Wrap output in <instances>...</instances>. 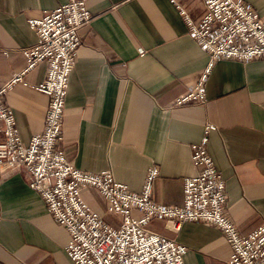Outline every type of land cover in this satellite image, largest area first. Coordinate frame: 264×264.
Masks as SVG:
<instances>
[{"label":"crops","instance_id":"crops-1","mask_svg":"<svg viewBox=\"0 0 264 264\" xmlns=\"http://www.w3.org/2000/svg\"><path fill=\"white\" fill-rule=\"evenodd\" d=\"M264 18V0H242ZM67 0H0V88L25 68L23 52L37 43L30 18ZM93 16L80 30L82 45L71 75L64 111L62 149L75 167L98 173L111 168L131 192L141 194L151 167L155 203L182 207L184 181L194 176L191 146L206 124L209 152L226 179V214L241 235L264 226V59L220 61L206 86L207 101L169 109L196 84L210 56L190 37L178 6L194 22L205 15L203 0H89ZM47 72L39 65L6 103L15 112L25 144L45 128L49 98L33 89ZM83 199L115 228L102 195ZM164 221L147 229L187 248L186 264H228L225 235L211 224L186 223L179 232ZM70 234L49 213L22 173L0 179V264H74L66 253Z\"/></svg>","mask_w":264,"mask_h":264},{"label":"built area","instance_id":"built-area-1","mask_svg":"<svg viewBox=\"0 0 264 264\" xmlns=\"http://www.w3.org/2000/svg\"><path fill=\"white\" fill-rule=\"evenodd\" d=\"M88 1L67 0L59 8L28 20L37 43L23 52L25 68L0 88V179L18 173L26 176L30 189L41 195L49 213L70 234L66 253L74 264H186L185 246L147 229L156 220L166 222V228L175 232L186 223L214 225L231 247L228 264H264V226L241 235L226 214V179L209 152L210 136L218 130L215 125L206 124L201 140L191 146L197 172L184 181L182 207L152 200L153 183L159 177L156 166L150 168L143 192L137 194L119 182L111 168L98 173L82 171L59 149L70 78L82 45L79 32L93 19ZM203 3L205 15L199 22L178 8L190 37L210 56L209 64L196 84L179 95L169 109L204 105L209 76L218 62L264 59V18L252 5L242 0ZM41 64L47 66L46 77L33 89L49 98L45 128L25 144L6 97L15 86H28L25 77ZM86 188L102 195L108 212L119 218L118 228L106 223L83 199Z\"/></svg>","mask_w":264,"mask_h":264}]
</instances>
